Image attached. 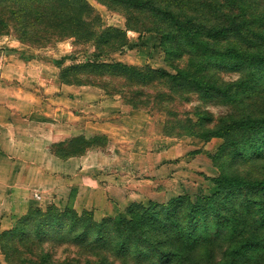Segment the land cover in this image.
I'll list each match as a JSON object with an SVG mask.
<instances>
[{
	"label": "rangeland",
	"instance_id": "374dc122",
	"mask_svg": "<svg viewBox=\"0 0 264 264\" xmlns=\"http://www.w3.org/2000/svg\"><path fill=\"white\" fill-rule=\"evenodd\" d=\"M99 1L89 2L103 15L106 25L127 29L129 24L132 28L146 29H127L128 46L110 55L97 53L100 57L89 42L75 47L69 44V54L64 56L69 57V66L99 59V63L118 61L172 74H176L173 64L183 66L184 62L179 63L177 55H168L151 15L122 0ZM156 1L159 9H171L169 4L177 0ZM4 3L0 0V11ZM252 8L255 15L264 16V4L257 3ZM185 11H191L190 7ZM231 40L216 42V48L225 52L217 56L218 60L205 61L198 66L206 64L198 75L204 82L201 92L164 101L166 110L161 108L162 104L151 101L157 89L135 75L125 72L119 75L112 69H87V72L75 71L73 77L68 76V79L100 83L111 92L119 90L118 94L128 105L134 107L131 105L134 101L144 106L138 109L147 111L145 117L150 122V131L153 123L164 127V168L156 179L149 178L153 182L150 193L128 188L129 192L118 199L109 196L113 203L124 195L128 200L127 205L121 204L123 206L113 210H76L72 198L64 208L56 204L33 207L29 212L37 219L46 220L44 216L48 215L50 207L67 213L69 219L56 225L46 221L41 236L35 232L30 236L12 235L5 239L3 247L0 243V249L8 250L12 261L29 264H230L232 259V264H264V223L260 224L264 221V50L262 58L250 65L235 55L228 56ZM185 50L187 54L189 48ZM192 66L188 64L185 68L191 70ZM160 86L162 91H169L165 81ZM247 120H259L261 124L257 125L261 126L238 124ZM153 142L151 140L150 148L155 145L151 144ZM230 175L244 178L250 184L236 190L223 188L217 179ZM225 196L228 201L221 204L218 214L202 211ZM192 206H201V210L198 209L196 223L190 225L187 216ZM145 212L148 213L144 215ZM152 212L155 217H150ZM73 216L82 220L73 221ZM172 217L180 220L181 227L192 226L194 236L189 238L180 233L170 222ZM34 219L30 225L36 224ZM219 221L222 222L220 227L216 226ZM227 221L237 222L234 237L231 232L235 223ZM249 232L261 238L262 245L235 259L237 243L249 236ZM124 239L127 241L121 248ZM226 239L228 241H224ZM160 252H171L173 256L166 261L159 258Z\"/></svg>",
	"mask_w": 264,
	"mask_h": 264
},
{
	"label": "crops",
	"instance_id": "0c3cea01",
	"mask_svg": "<svg viewBox=\"0 0 264 264\" xmlns=\"http://www.w3.org/2000/svg\"><path fill=\"white\" fill-rule=\"evenodd\" d=\"M70 40L35 47L0 34V236L37 206L64 208L71 198L80 211L127 205L125 195L117 204L109 196L149 192L164 168V127L150 131L146 110L61 78ZM0 264H10L1 249Z\"/></svg>",
	"mask_w": 264,
	"mask_h": 264
},
{
	"label": "trees",
	"instance_id": "16d2710c",
	"mask_svg": "<svg viewBox=\"0 0 264 264\" xmlns=\"http://www.w3.org/2000/svg\"><path fill=\"white\" fill-rule=\"evenodd\" d=\"M3 8L0 11V34H13L21 42L35 46L47 47L52 46L55 42L73 38L75 44H83L89 42L95 47L96 54L121 52L129 44V38L126 30L113 26H103L102 17L99 11L88 0H4ZM100 2L99 0H97ZM126 3H133L135 7L143 9L147 14L154 18L153 24L157 33L162 36L163 46L167 50L169 56L177 55L179 63L184 62L183 66L177 64H170L176 70V74L159 71L150 68V66H138L124 64L118 61L99 63L96 61H85L76 65L66 67L61 73V78L70 84H89L96 85L104 89L107 93H121L119 90L109 91L100 83L87 82L80 79H68L67 77L76 74L75 71H88L93 69L95 71H102L103 69H112L117 71L119 75L125 73L135 75L140 81L144 83H151L157 93L152 96V103L162 104L164 101H172L177 98L190 94L191 92L200 93L204 87L203 81L200 80L202 67H198L201 63L210 60H218L217 56L223 54L225 51H220L216 48L219 41H226L232 39L227 51L228 56L235 55V58H241L250 65H254L257 59L262 58L264 50V16L259 17L251 10L257 5L262 6L264 0H177L172 1L168 7L159 9L156 0H122ZM107 7L110 6L106 3ZM190 7L191 11L186 12L185 9ZM110 8V7H109ZM158 10H162L160 13ZM167 26L164 27L163 25ZM127 29L136 31L145 30L139 28H132L129 24ZM147 30H149L147 28ZM168 42L169 45H168ZM185 47L189 48V51ZM233 52L234 54L230 53ZM97 54V56H98ZM186 55V56H184ZM100 57V56H98ZM193 65L191 70H186V65ZM125 72V73H124ZM79 73V72H78ZM72 75V77L74 76ZM165 81L167 83L168 92L161 90V84ZM203 82V83H202ZM157 84L154 85L153 84ZM184 84L185 87H181ZM208 91V90H207ZM132 99H135L133 97ZM187 100V97L184 98ZM131 105L136 108L144 107L137 102L131 101ZM161 108H164L162 104ZM166 110V109H165ZM170 111V110H169ZM167 110V112H169ZM264 121V120H263ZM240 125H249L250 127H258L261 125L259 120H247L245 123H238ZM264 126V123H262ZM223 188L236 190L244 188L250 184L244 178L224 176L217 179ZM228 201V197L211 202L207 208L202 211L210 210L218 214L222 203ZM193 207V206H192ZM198 209L201 206L191 208L187 220L190 225L196 223ZM29 212L21 221L10 231L4 232L0 237L1 247L5 239L12 235L30 236L33 232L39 236L42 234L43 225L46 221L49 224H62L63 221L69 219L67 213H62L54 207H50L48 215L44 216L46 220L35 218L34 214ZM148 212H145L146 215ZM152 212L150 217H155ZM73 221H81L82 219L73 216ZM35 218V219H34ZM36 220V224L30 222ZM51 220V221H50ZM180 220L172 217L170 221L180 233L192 238L194 234L191 227H181ZM62 222V223H60ZM76 222H73L76 224ZM228 223H235L232 225V232L236 227V221H227ZM226 222V223H227ZM263 225L264 221H260ZM48 224V225H49ZM28 225V226H27ZM222 222L219 221L216 226L220 227ZM28 227V230L25 227ZM35 228V229H34ZM34 229V230H33ZM221 231V229H218ZM238 230V229H237ZM250 233V232H249ZM236 234L233 235V237ZM82 236V235H81ZM86 236V234H84ZM234 239V238H233ZM120 243V247H124V243ZM228 241V239L224 240ZM262 240L255 233H250L249 236L240 241L237 250L235 249V259L237 255H245L251 249L259 247ZM262 245V244H261ZM7 257L10 264H29L27 262L12 261L8 250H2ZM12 253H18L12 251ZM173 254L171 252H160L159 258L168 261ZM167 258V259H166ZM105 260V259H104ZM105 263V261H104ZM233 263V259L230 264ZM36 264V263H35ZM41 264V263H40Z\"/></svg>",
	"mask_w": 264,
	"mask_h": 264
}]
</instances>
